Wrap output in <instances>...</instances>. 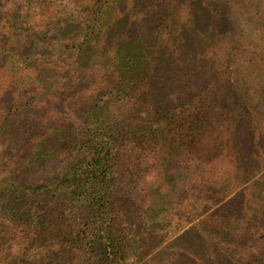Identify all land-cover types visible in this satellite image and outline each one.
<instances>
[{"label":"trees","instance_id":"obj_1","mask_svg":"<svg viewBox=\"0 0 264 264\" xmlns=\"http://www.w3.org/2000/svg\"><path fill=\"white\" fill-rule=\"evenodd\" d=\"M22 1L0 0V264H264V0ZM211 209L207 254L162 247Z\"/></svg>","mask_w":264,"mask_h":264},{"label":"rangeland","instance_id":"obj_2","mask_svg":"<svg viewBox=\"0 0 264 264\" xmlns=\"http://www.w3.org/2000/svg\"><path fill=\"white\" fill-rule=\"evenodd\" d=\"M21 2H23L22 0H18V4H20ZM58 5H60V2H58ZM3 148H1L0 146V150L4 149L3 144H1ZM262 171H259V173H262ZM40 175V174H39ZM215 209H211L209 211H207L206 213L202 214L201 216H199L198 218H195L194 220H192L187 226L183 227L182 229H180L173 237H169V240L166 241L164 244H162V247H166L167 245L170 244V242L175 241L177 238L181 237L185 232H190L187 235V242L188 243H197L196 248H199V250H204L205 253L207 254L209 252V249H206V247H209L210 245H213L214 242L209 238L210 235H212L211 238L220 236L222 237V230L220 229V224L218 220L214 219V215L212 214L213 211ZM217 215H215L216 217ZM198 227L200 229H198ZM209 227H212V232L211 234H209V232H205V229L209 230ZM198 242L202 243L203 246H201ZM161 247V248H162ZM174 249H176V246L173 247L172 250L170 251H164L163 253H160V260L163 259L165 260V258H169V259H173L170 258L171 254L174 253ZM253 249V248H252ZM160 249H156L155 251L152 252L151 255L147 256L145 258V260H140L139 262H137L136 264H146L147 260H153V258L155 257L156 253L159 251ZM211 251L215 252L214 249H212ZM159 257V256H158ZM185 257V256H184ZM206 259V256L204 258V260ZM185 264H195L190 258L185 257V261L183 262ZM147 264H151V263H147ZM152 264H154L152 262ZM205 264H209L206 262L205 260Z\"/></svg>","mask_w":264,"mask_h":264}]
</instances>
